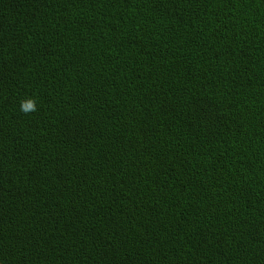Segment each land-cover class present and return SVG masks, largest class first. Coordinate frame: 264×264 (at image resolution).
Returning <instances> with one entry per match:
<instances>
[{
    "label": "trees",
    "instance_id": "1",
    "mask_svg": "<svg viewBox=\"0 0 264 264\" xmlns=\"http://www.w3.org/2000/svg\"><path fill=\"white\" fill-rule=\"evenodd\" d=\"M0 264H264V0H0Z\"/></svg>",
    "mask_w": 264,
    "mask_h": 264
},
{
    "label": "clouds",
    "instance_id": "2",
    "mask_svg": "<svg viewBox=\"0 0 264 264\" xmlns=\"http://www.w3.org/2000/svg\"><path fill=\"white\" fill-rule=\"evenodd\" d=\"M36 103L37 101L35 98H28L26 101H21L19 110L24 115L35 113L37 111Z\"/></svg>",
    "mask_w": 264,
    "mask_h": 264
}]
</instances>
